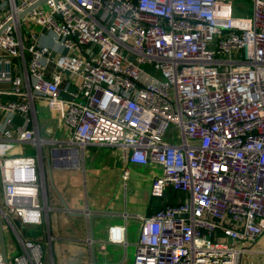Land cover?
Masks as SVG:
<instances>
[{"label":"built area","instance_id":"2783aa9c","mask_svg":"<svg viewBox=\"0 0 264 264\" xmlns=\"http://www.w3.org/2000/svg\"><path fill=\"white\" fill-rule=\"evenodd\" d=\"M39 1L0 0V210L20 246L8 264H45L23 234L42 224L54 142L37 104L62 125L63 163L99 144L121 149L124 187L128 164L160 169L151 196L173 200L135 215L132 264H241L253 251L264 264V0L249 18L231 16L237 0ZM125 234L113 225L107 243Z\"/></svg>","mask_w":264,"mask_h":264},{"label":"crops","instance_id":"0c3cea01","mask_svg":"<svg viewBox=\"0 0 264 264\" xmlns=\"http://www.w3.org/2000/svg\"><path fill=\"white\" fill-rule=\"evenodd\" d=\"M56 122L52 123L50 117L43 121L39 118V135L54 142L42 148L40 161L46 187L42 224L25 227L24 237L41 243L45 264H88L91 260L95 264H132L139 231L135 215H148L163 208L173 200L172 195L151 196L143 208H129L127 186L122 185L126 164L121 149L92 144L85 147L82 159L63 163L58 157L66 154L62 150L65 136L60 132L61 138H54ZM127 167L128 181L133 175L142 177L155 172L154 166ZM113 225L126 227L125 244L107 243V231ZM7 232L4 231V241L8 256H12L20 252V246L11 232L6 236ZM89 240L93 242L91 246Z\"/></svg>","mask_w":264,"mask_h":264},{"label":"rangeland","instance_id":"374dc122","mask_svg":"<svg viewBox=\"0 0 264 264\" xmlns=\"http://www.w3.org/2000/svg\"><path fill=\"white\" fill-rule=\"evenodd\" d=\"M46 12L49 10L44 6L43 7ZM231 16H239V17H245L249 18L251 16V2L249 0H237L232 3L231 6ZM23 27H27V24H24ZM31 31H36L38 32L40 28L36 24H31ZM25 33V30H23ZM63 54H69L67 50L63 51ZM74 55H77V52H73ZM40 106L37 104V114H39V118L41 121L48 119L51 117V114H49V111L43 110L39 108ZM52 121V120H51ZM53 123V121H52ZM57 123V122H56ZM62 132V125H58L57 131H56V136L54 138H61V133ZM62 137L65 136V134L62 132ZM168 136H172L174 140L177 142V135H178V129L177 128H168L167 132ZM44 137V136H43ZM66 138V136H65ZM19 150L24 154V155H29V156H35V151L31 148L30 145L27 144H22L19 143L18 145ZM155 172L150 173V174H143V176L139 175H133L131 176L130 180L126 182L127 185V203L129 208H143L144 206L147 205V201L151 199L150 195V190H151V183L149 181V178H153L155 175H160L161 171L158 167H155ZM123 185V184H122ZM0 196H1V188H0ZM153 198V197H152ZM32 227V226H28ZM8 230V229H7ZM9 232V230H8ZM8 232L6 233V236L9 237ZM241 244H236L235 247H240ZM249 246V244L246 245V247ZM241 264H263V256L260 254L258 251L253 253H247L244 254L241 260Z\"/></svg>","mask_w":264,"mask_h":264},{"label":"water","instance_id":"95a60500","mask_svg":"<svg viewBox=\"0 0 264 264\" xmlns=\"http://www.w3.org/2000/svg\"><path fill=\"white\" fill-rule=\"evenodd\" d=\"M41 2H42V0L39 1L38 3L34 4L33 7L37 4H40ZM32 8H30L29 10H31ZM165 195H166V192H165L164 196ZM4 231H5L4 230V224L2 222L1 210H0V261L2 262V264H8L9 260H8L6 242L4 241Z\"/></svg>","mask_w":264,"mask_h":264},{"label":"bare ground","instance_id":"6f19581e","mask_svg":"<svg viewBox=\"0 0 264 264\" xmlns=\"http://www.w3.org/2000/svg\"><path fill=\"white\" fill-rule=\"evenodd\" d=\"M226 13V10H224V9H221L219 12H218V14L221 16V15H224ZM221 23H226V24H231V25H234V24H240V23H243V22H240V21H238V20H231V19H228V17L227 18H224V16H222L221 17V21H220ZM245 25V24H244Z\"/></svg>","mask_w":264,"mask_h":264}]
</instances>
